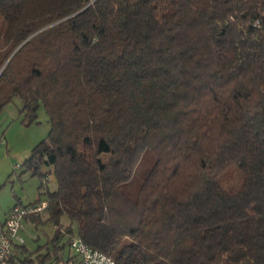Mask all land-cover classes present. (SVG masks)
I'll return each instance as SVG.
<instances>
[{
    "label": "trees",
    "instance_id": "1",
    "mask_svg": "<svg viewBox=\"0 0 264 264\" xmlns=\"http://www.w3.org/2000/svg\"><path fill=\"white\" fill-rule=\"evenodd\" d=\"M14 97L50 122L24 162L56 181L24 217L56 227L42 264L72 223L117 264H264V0H0Z\"/></svg>",
    "mask_w": 264,
    "mask_h": 264
},
{
    "label": "rangeland",
    "instance_id": "2",
    "mask_svg": "<svg viewBox=\"0 0 264 264\" xmlns=\"http://www.w3.org/2000/svg\"><path fill=\"white\" fill-rule=\"evenodd\" d=\"M20 109V98L14 97L0 111V218H4L5 212L16 202H21L24 205L37 198H44L45 195L40 193L44 188H38L40 182H44V186L50 190L56 188V181L52 173H49L45 180L42 178L43 176L32 174L24 166L25 159L30 156L32 148L45 138L49 131L50 122L47 113H45L46 110L43 105H40L37 109L36 119L29 122ZM102 157L106 158L107 154H102ZM146 160L147 158L142 166L147 165ZM49 169V166H41L42 172H48ZM239 182V173L237 174L235 171L233 178L228 180V183H224V186L234 191ZM130 188L132 190V186ZM47 216L46 212H43L41 221L24 220L23 228L19 231L25 241L23 244L28 250L34 251L40 244L47 241L51 244V248L53 247L51 240L56 227L53 222L46 219ZM61 222L69 224V219L63 216ZM75 228L76 224L72 223V238L78 237ZM68 239V234H65L59 242L63 243ZM70 252L73 253L72 248L69 244H65L62 249L58 250V255L64 259ZM19 253L23 257L29 252L20 251ZM36 254V251L31 254L33 261H28L27 264H42L35 256ZM53 264H62V260Z\"/></svg>",
    "mask_w": 264,
    "mask_h": 264
},
{
    "label": "built area",
    "instance_id": "3",
    "mask_svg": "<svg viewBox=\"0 0 264 264\" xmlns=\"http://www.w3.org/2000/svg\"><path fill=\"white\" fill-rule=\"evenodd\" d=\"M47 203V199H40L24 205L13 204L9 208L5 219L0 220V264H12L9 256L13 242L19 239V230L23 227L24 217L42 211L48 205ZM70 247L76 258L64 264H117L111 255L89 246L79 237L72 238Z\"/></svg>",
    "mask_w": 264,
    "mask_h": 264
},
{
    "label": "crops",
    "instance_id": "4",
    "mask_svg": "<svg viewBox=\"0 0 264 264\" xmlns=\"http://www.w3.org/2000/svg\"><path fill=\"white\" fill-rule=\"evenodd\" d=\"M38 199V198H37ZM36 200V199H35ZM11 207V206H10ZM9 207V208H10ZM9 208H8V210H9ZM7 210V211H8ZM7 211L5 212V214H4V217H6V215H7ZM5 218H0V220H4ZM24 220H29V218H25ZM24 220H23V223H24ZM23 228V227H22ZM59 240H60V238H58ZM56 240L57 239H53V244L56 242ZM58 240V241H59ZM23 243H25V241H24V239H23V237L21 236V234H20V232H19V239H16L14 242H13V245H12V254L14 255V254H16L17 255V257H21L20 255H21V253H19L20 252V249H17V247H16V245L15 244H23ZM49 246L51 247V244H49ZM54 246V245H53ZM45 249H42V251H44ZM47 250V249H46ZM49 251H52V249H48ZM57 253V256H58V258H59V260H62V264H64L65 262H66V260H68L71 256H74V252L73 253H69L68 254V256L66 257V258H61L60 257V255H58V251L56 252ZM75 257V256H74ZM76 258V257H75ZM53 260V258L51 259V260H49L50 262ZM58 260V261H59ZM49 261H47L46 263H48ZM53 264V263H52Z\"/></svg>",
    "mask_w": 264,
    "mask_h": 264
}]
</instances>
